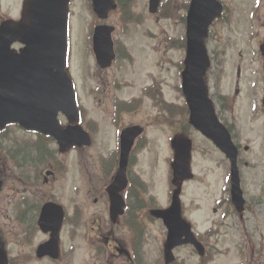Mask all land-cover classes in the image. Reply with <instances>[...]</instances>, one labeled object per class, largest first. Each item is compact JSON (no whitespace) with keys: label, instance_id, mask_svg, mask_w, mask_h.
Returning <instances> with one entry per match:
<instances>
[{"label":"rangeland","instance_id":"374dc122","mask_svg":"<svg viewBox=\"0 0 264 264\" xmlns=\"http://www.w3.org/2000/svg\"><path fill=\"white\" fill-rule=\"evenodd\" d=\"M160 13L152 14L149 11V0H121L124 9H115L106 20H100L93 11L90 0H72L70 4V60L69 70L78 87L80 100L89 103V118H94L97 113L104 114L113 107L114 94L126 100H133L138 96L145 97L143 101H138L139 105H134L132 113H124L125 121H148L150 125L147 136L150 138L148 150H143L139 155V162L135 169L149 181V194L157 199L155 203L141 198V191L133 198L135 207L143 206L137 210H129L131 220L127 224L136 229L134 234L139 235L141 241L137 246L138 258L144 264H158L162 249L164 248L167 229L164 224L155 218H150V209L167 205V195L170 182L168 179L169 164L166 158L172 156V149L168 150L161 144V140L166 143L170 136L188 134L193 141V172L194 177L183 187V201L186 204V214L201 231L212 226L211 235L204 239V242L211 246L209 264H237L238 255H246L247 264H264V128L263 118L260 125L251 126L245 116L248 107L246 97L239 100L238 107L241 111L239 119L240 138L243 146H249L248 151H243L240 162L242 187L249 206L243 214H232L229 211V218L226 219V212L220 210L222 198H227L226 188L230 184V166L224 154L196 131L189 124V112L186 110V102L181 89V71L186 52L183 44L179 47L177 43L173 49L169 45L170 40L181 39L186 35V24L184 22L190 0H161ZM5 9L17 11V0H6ZM10 5L11 7H7ZM97 23H106L115 26L114 40L118 48L130 53L134 61L118 62L113 68L102 74L104 89L100 91V76L97 63L92 49V31ZM259 40L232 38V39H209V48H227V54L222 55L226 63L227 72L223 82L220 80L221 65L213 64V68L207 75V82L216 87L217 83L228 89L232 74L236 73L237 64H242L243 85L248 83L250 66L248 62L255 58ZM228 53L230 54L228 56ZM231 57V59H230ZM259 61V60H257ZM235 70V71H234ZM153 80L160 84L161 94L168 103H175L171 115L169 109L152 104L150 97L144 96V89ZM120 85L117 89L115 86ZM234 84V82H233ZM224 88V89H225ZM117 89V90H116ZM217 93L223 90L215 88ZM141 105V106H140ZM165 110L166 114L163 112ZM97 112V113H96ZM160 112L161 120L168 122V125H157L153 122L152 116ZM107 125L105 126V124ZM110 118H102L97 136L96 147L86 150L85 155L77 152L61 154L63 162L67 166L65 169L57 170L56 176L48 175L49 164L41 167V177H49V183L43 191H38L37 187L30 183L25 185L20 183L19 177L14 169L6 168L7 159L0 157V170L2 171L5 185L0 192V232L7 236L8 247L11 255L20 256L18 260L13 259V264H54L46 260L42 263H30L33 259L25 261V256H30L38 242L46 240L47 235L39 232L37 227L30 226V240L25 241L24 225L14 220L13 216L17 207V197L22 194H38L37 200L44 201L51 198L53 194L58 201L72 212L77 210L78 203L86 202L82 205L84 212L78 234L70 233L71 226H66L62 232L64 250L62 262L59 264H106L103 256L99 255L93 247L96 235L90 232L93 224V213L103 214L102 204H95L93 195L89 193V186L101 180V174L94 172L97 168L94 158L101 154H110L109 148L113 143V129L109 125ZM17 129L15 126L10 129ZM107 149H104V147ZM164 149L161 153L160 164L156 165L154 155L156 147ZM166 156V157H165ZM51 159V158H49ZM48 159V160H49ZM172 159V158H171ZM48 162V161H47ZM14 167L12 164L8 163ZM111 167V165H109ZM28 179L37 174L32 168L24 170ZM17 174H20L17 172ZM110 175V179L113 175ZM1 178V177H0ZM83 183L85 192L81 195L78 186ZM103 184V180H102ZM43 189V188H41ZM158 202V203H157ZM162 204V205H161ZM184 204V205H185ZM227 206V205H226ZM217 207L219 210L214 211ZM225 207V205H224ZM32 210V209H30ZM17 212V211H16ZM235 212V210H234ZM25 219L31 223V215H25ZM239 223L242 224V233L238 230ZM29 225V224H28ZM36 230V231H35ZM87 236L84 238L83 234ZM120 237L128 238L130 235L129 226L125 224L122 228L115 227ZM35 232V233H34ZM92 235V237H90ZM25 239V240H23ZM255 245V251L252 246ZM73 246V251L70 247ZM261 251V252H260ZM186 260V264H199L202 260L190 248L182 247L175 253ZM262 255V256H260ZM239 258V257H238ZM250 258L255 262L250 261ZM20 259V260H19ZM180 259V258H179ZM241 261V260H240Z\"/></svg>","mask_w":264,"mask_h":264},{"label":"flooded vegetation","instance_id":"af4514ba","mask_svg":"<svg viewBox=\"0 0 264 264\" xmlns=\"http://www.w3.org/2000/svg\"><path fill=\"white\" fill-rule=\"evenodd\" d=\"M5 1L6 0H0V25L5 21H20L23 18L26 0H17L18 7L15 8L17 13H15L13 8L12 10L5 9ZM215 2L216 5L211 3V11L212 13H216V15H214V17L211 19L207 29V44L209 42V39H232L244 37L245 39L259 40L258 47L256 48L257 53L254 51L256 57L252 58L251 62H248V64L251 66L250 73L248 74L249 80L247 85H243V69L241 63L237 64L236 73L232 74L228 89H226L222 84L220 86L217 83L216 87H214L207 82L209 87V97L213 101L217 117L230 133L234 146L238 151L240 169L242 153L243 151H248L249 146H243L241 143L239 119H241V111L243 112V110L238 107L239 100L246 97V100L248 102V107L245 114L247 118L246 122H248L251 126L260 125V119H264V0H215ZM161 4H163L162 1L159 6V13ZM7 7L10 8L11 6L7 5ZM217 10H219L220 12L217 13ZM170 42L171 43L169 45L172 47L171 49H173L177 43H180L179 47L182 44L181 39H171ZM12 47L18 51H21L23 45L20 42H16L12 45ZM114 48L115 58L113 59V63L110 66L102 67L96 61L98 71L100 72V91L104 89L103 85L106 84L105 82H102V74H104L107 70L113 68L114 65L118 62L129 61L133 63L134 61L133 56L130 53L125 52L124 48L117 47V43ZM208 51L211 60V66L208 70L207 75L213 68L214 63L216 66L217 64L221 65L222 70L219 74V78L220 80L222 79L223 82V78L225 73L227 72V69L226 63H224V59H222L221 57L222 55L227 54V48L220 50L219 48H209L208 45ZM229 55L230 54L228 53V56ZM75 87L77 92L79 117L77 123L73 124L72 126L81 127L88 138L86 136L82 137L73 135L70 138V140H72L71 145L66 150H60L57 141L53 136L37 131L27 130L24 127H21L19 123H16L14 125L10 124L7 125L3 130H0V157L7 159L8 163L14 166H10L5 161L6 168L8 169L9 167L11 171L14 169V172H16V175L20 179V183H23L25 185L33 183V185L37 187L38 191H43L44 187L49 183V177L45 176V178L42 179V173L40 170L41 167H43L44 164L48 163L49 169L51 171L47 172V174H52L53 177H55L57 170L60 169L61 171L67 167L65 165V162H63V157L61 156V154L68 152H77L80 155H85L87 149L96 147L98 144L97 136L99 135L98 133L101 125V120L102 118L107 119V117H109V125L114 132L113 143L109 148L110 154H101L94 158V163L97 167L94 172H97L98 170L102 177L99 182H95L92 186H89V193L93 195L94 203H101L103 205L102 210H104V212L103 214L93 213V224L91 225L90 229L88 228V230L96 235L93 247L96 249L99 255L103 256V258L106 260V264H144V262H141L138 258L139 252L137 250V246H140L139 243H142V245L145 244V241H141V239H139V235L133 233V231L136 229H132L133 227L128 225L127 221L131 220L130 213L128 212L129 210H137L143 207H138L139 205L135 207L133 205V198L138 195V189H146L145 193L141 191V198L145 199L146 196L147 201H150L152 203H155V201H157V199L152 196V193L149 194V181L144 176L139 174V172L135 169V166L139 162L140 153L143 150L147 149L150 144V138L147 136V130L150 122H134L130 120L125 121L123 118V114L132 113L134 105H139L138 101H143L145 97L138 96L133 100H126L120 97L118 94H114V104L109 111H104V114L96 112L97 115L94 116V118H89V103L87 101L82 102L80 100L76 82ZM115 87L118 89L120 85L116 84ZM159 88L160 84L156 83L155 80H153V82L144 89L143 95L146 97H150V101H153L152 104L155 103L156 105L158 104V106L160 105L169 109V114L167 115H171V109L175 108L176 104L166 102L163 95L161 94L162 90ZM215 88L221 89L223 91L221 93H217L215 91ZM186 110H188L189 112L188 106L186 107ZM163 112L166 114L164 109ZM162 114L158 112L156 113V115L152 116L153 122L155 124L160 126L168 124V122L160 119V116H162ZM59 120L61 126L64 129L72 124L70 120L65 116V114H60ZM106 125L107 123L105 124V126ZM168 125L171 126V124ZM262 125L264 128V120ZM14 126L17 128L16 130L14 128L10 129ZM190 126L192 127L191 124ZM182 134H184V136L186 137L191 138L186 133ZM175 135L177 134H174V136ZM174 136H170L167 139L166 143L161 140V144L164 149L166 147L168 148V150L171 149V141ZM87 140H89L90 143H87ZM207 140L212 142L210 139ZM76 141L80 143H76ZM104 149H107V147L105 146ZM164 149H161L159 146L156 147L157 152L154 155V161L156 165L160 164L161 153ZM123 157H126V161H123ZM225 158L227 162H229V159H227L226 156ZM166 161H170L169 157L166 158ZM109 165H111V167H109ZM33 166L37 174L35 175V177L33 176L31 179H28L24 173V170L28 169V167L32 168ZM17 172H19L20 174H17ZM109 173L113 175L111 179ZM0 177L1 192L5 185V181L3 180L4 175L1 170ZM228 180L230 182V177ZM78 191L81 193V195L85 192V185L83 183L78 186ZM227 191L230 192V184L227 186L225 192L227 193ZM38 194L33 195L29 193L22 194L23 196L17 197L16 201L18 210L16 208V210L13 211L14 215L16 214L15 216H13V219L20 221L24 225L23 227L25 230L26 240H23H30V226H36V230L44 235H47L46 240L38 242L35 246L34 252L28 257L24 255V258L25 261L28 260L29 262L30 259H33V261H31L30 263H42L48 260L53 262L54 264H59L60 262H62V257L64 256L63 254L65 253L66 255L68 252L64 250L62 232L65 230L66 226L70 225L72 229L70 233L72 235L78 234V228L80 227L79 224L82 221L84 215V212L82 213V205L84 203L86 204V202H83L85 200L81 201L80 203H78L79 205L77 207V210L69 212L64 204H62L57 200V198L54 197L55 194H53L51 198H48L44 201H38L36 199ZM168 197L169 196L167 195V200ZM245 200L246 203L244 210L249 209L247 208L249 204L247 203L246 197ZM49 203H53L52 205L55 207V209L57 208L64 211L63 224L59 232L60 254L57 257H53V255H51L49 251L40 253L39 249L41 245L49 242L52 239L53 230L57 226V214H55V211L43 210L44 207ZM59 205L62 207L59 208ZM182 205L183 216L190 219L186 214V204L184 205L183 203ZM168 206L169 202L167 205H162L160 207L166 208ZM112 210H125V213L123 215H116L112 213ZM218 210L219 208H214L215 212H217ZM220 210H223L224 212L227 211L226 214H228L225 220L229 218L228 210H231L232 214L234 215L238 213L236 212V208L229 197L222 198ZM43 212L47 214L46 223H44L46 226V230L41 226L40 223ZM23 213L25 215H31V223H29L25 219ZM243 213L244 212H241L240 214ZM50 220H52L53 222L51 226L49 224ZM0 224L4 225V223H1V221ZM124 224L126 226H129L128 231L130 232V235L128 236V238L118 236L115 230V227L122 228ZM214 225L215 223L212 226ZM212 226L204 231H201L197 224L195 222H192L193 231L195 233L197 241L201 245L200 248L197 249L192 244L178 246L173 250V256H171L170 260L168 261V258L165 255L164 245L158 264H186V260L181 258L180 255L177 256L175 253L176 251L178 252L179 249H182V247L187 246L188 248H190V250L192 249V251L196 253L197 257L202 260L199 264H209L208 259L210 257L211 246H208V244L204 242V239L211 235V231L213 229ZM239 227L240 228L238 230H240L242 233V231L245 229H243L241 223H239ZM1 229L2 228L0 227V230ZM86 236L87 233L85 230V234H83V237L85 238ZM90 237H92V235H90ZM0 240L3 243L5 252L7 253V264H13V259L18 260L20 256H13L10 254L11 251L10 246L8 247L7 236L2 231L0 232ZM261 242V244L264 243V236L262 237ZM255 249L256 246L253 245L252 250L255 251ZM70 250H74L73 246L70 247ZM240 253L241 252L238 250L237 255H235L238 260L237 264H247L245 263L246 255H238ZM250 261H253V259L250 258ZM255 261L256 259L253 262ZM99 264H102V261L99 262Z\"/></svg>","mask_w":264,"mask_h":264},{"label":"water","instance_id":"95a60500","mask_svg":"<svg viewBox=\"0 0 264 264\" xmlns=\"http://www.w3.org/2000/svg\"><path fill=\"white\" fill-rule=\"evenodd\" d=\"M70 1L26 0L22 20L7 21L0 26V129L8 123H20L26 129L54 136L62 150L71 145L70 138L73 135L87 137L81 127L70 125L64 129L58 120L60 112L72 124L77 123L79 117L74 84L67 71ZM159 2L150 0L151 12H156ZM211 3L216 5L215 0L191 2L187 16V56L182 73V88L190 108L191 124L213 140L231 160L232 197L237 208L242 210L245 199L237 165L238 151L230 133L216 116L205 81L211 64L205 39L209 23L216 15L211 11ZM93 5L102 19L108 16L109 10L116 7L112 0H93ZM112 31L113 27L108 25L95 29L94 50L103 67L109 66L114 58ZM16 41L25 45L19 53L11 48ZM86 142L90 143L89 140ZM173 147L176 152L173 183L178 188L174 191L170 208L152 211L164 220L169 230L166 242L168 261L173 256V249L179 245L192 243L198 248L201 246L192 232L191 224L182 217L180 198L182 182L193 177L192 143L186 137L176 136ZM123 161H126V157H123ZM52 204H47L43 210L55 211L57 226L53 230L52 239L39 249L40 253L49 251L53 257H57L60 254L59 232L64 211L56 210ZM112 213L119 215L123 210H112ZM46 215L43 212L40 221L45 230ZM52 223L50 220V226ZM0 264H7V254L1 240Z\"/></svg>","mask_w":264,"mask_h":264},{"label":"trees","instance_id":"16d2710c","mask_svg":"<svg viewBox=\"0 0 264 264\" xmlns=\"http://www.w3.org/2000/svg\"><path fill=\"white\" fill-rule=\"evenodd\" d=\"M119 1H120V0H119ZM120 7H122V3H121V1H120ZM122 9H124V8L122 7ZM182 44H183V46H185V41H183Z\"/></svg>","mask_w":264,"mask_h":264}]
</instances>
